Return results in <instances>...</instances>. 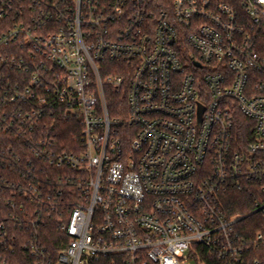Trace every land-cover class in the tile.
Returning <instances> with one entry per match:
<instances>
[{
    "label": "built area",
    "instance_id": "built-area-1",
    "mask_svg": "<svg viewBox=\"0 0 264 264\" xmlns=\"http://www.w3.org/2000/svg\"><path fill=\"white\" fill-rule=\"evenodd\" d=\"M5 45L18 119L81 122L79 151H38L79 172L56 264H262L264 0H0ZM243 187L252 236L223 199Z\"/></svg>",
    "mask_w": 264,
    "mask_h": 264
},
{
    "label": "trees",
    "instance_id": "trees-1",
    "mask_svg": "<svg viewBox=\"0 0 264 264\" xmlns=\"http://www.w3.org/2000/svg\"><path fill=\"white\" fill-rule=\"evenodd\" d=\"M10 48L0 46V53H11ZM23 74L7 62L0 69V259L10 264H37L41 257L31 251L43 248L47 263L56 264L69 240L62 224L69 221L78 201L79 172L51 164L38 151L45 147L56 152L79 151L81 122L64 117L63 108H46L41 118L29 122L19 120L17 116L25 115L31 105L13 106L8 97ZM223 197L229 215L244 216L253 210L256 195L243 187L229 189ZM258 215L242 219V234L256 233L252 221ZM259 257L264 264V255ZM87 264H122V258H94ZM206 264L221 262L207 259Z\"/></svg>",
    "mask_w": 264,
    "mask_h": 264
}]
</instances>
